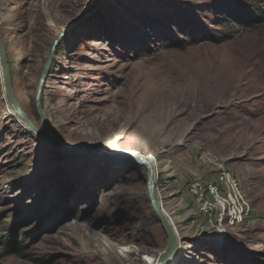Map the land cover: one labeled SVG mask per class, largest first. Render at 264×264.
Returning <instances> with one entry per match:
<instances>
[{"label":"rangeland","instance_id":"1","mask_svg":"<svg viewBox=\"0 0 264 264\" xmlns=\"http://www.w3.org/2000/svg\"><path fill=\"white\" fill-rule=\"evenodd\" d=\"M96 1L0 0L16 96L42 127L47 68L40 106L56 138L16 115L0 67V264H119L115 243L121 264L157 260L167 237L124 151L159 164L155 190L181 239L172 264H264V28L226 22L256 1L104 0L59 37ZM204 151L251 203L224 237L189 215L188 182L213 175Z\"/></svg>","mask_w":264,"mask_h":264},{"label":"built area","instance_id":"2","mask_svg":"<svg viewBox=\"0 0 264 264\" xmlns=\"http://www.w3.org/2000/svg\"><path fill=\"white\" fill-rule=\"evenodd\" d=\"M202 164L211 168V178L196 176L186 188L191 200V212L200 216L197 226L203 230H213L214 236H227L232 229L247 225L251 214V203L237 176L225 166V163L209 151L200 154ZM172 194L177 206L183 205L182 191ZM167 218L169 214L161 205ZM196 220H194L195 223Z\"/></svg>","mask_w":264,"mask_h":264},{"label":"water","instance_id":"3","mask_svg":"<svg viewBox=\"0 0 264 264\" xmlns=\"http://www.w3.org/2000/svg\"><path fill=\"white\" fill-rule=\"evenodd\" d=\"M104 0H97L93 7L86 12L85 15L79 17L76 20H73L69 22L61 34H59V37L62 36L66 31L71 29L72 27L76 26L80 23L81 20H83L84 17L92 15L96 10H98L101 5L103 4ZM59 37L55 40V44L57 43ZM0 64H1V70L3 73V80L5 84V90H6V98L7 102L11 105L14 112L21 117L24 122L28 125L30 130L38 133L43 137V139L48 144H53L56 142V138L50 133L47 127V118L45 117L41 106H40V93L42 89V85L45 80V75L47 72V68L43 70V73L41 75L38 90H37V107L38 111L42 117V127H38L28 116V114L25 112L23 107L21 106L18 97L16 96V93L13 88L12 83V76H11V69L9 65V59L7 54V47L4 42L3 36L0 32ZM121 158L129 163H133L134 165H137L142 172L143 177V186L144 191L147 197V201L149 203L150 209L152 210L157 222L160 224L162 230L164 231L166 237H167V245L166 248L161 252L157 259V264H172L173 259L178 255L180 250V242L181 239L178 237L177 232L175 231L174 227L171 225L170 221L164 214L162 207L160 205V202L158 200V196L155 190V184H154V175L151 174L149 166L147 163H145L140 155L137 154H121Z\"/></svg>","mask_w":264,"mask_h":264},{"label":"trees","instance_id":"4","mask_svg":"<svg viewBox=\"0 0 264 264\" xmlns=\"http://www.w3.org/2000/svg\"><path fill=\"white\" fill-rule=\"evenodd\" d=\"M250 8L238 7L227 15L226 22L236 23L246 28H264V0H255ZM207 38L199 36L197 40L205 41ZM227 39V38H224Z\"/></svg>","mask_w":264,"mask_h":264},{"label":"bare ground","instance_id":"5","mask_svg":"<svg viewBox=\"0 0 264 264\" xmlns=\"http://www.w3.org/2000/svg\"><path fill=\"white\" fill-rule=\"evenodd\" d=\"M0 67H1V64H0ZM2 68V67H1ZM2 73V72H1ZM17 115V114H16ZM18 116V115H17ZM19 117V116H18ZM20 119H22L21 117H19ZM23 120V119H22ZM34 132V131H33ZM119 154H127L126 153V151H124V152H118ZM141 156V158H142V160L145 162V163H147L148 164V166H149V169H150V172H151V174L152 175H154V171L155 170H157V168L159 167L158 165V163L152 158V157H150V155H147V154H143V155H140ZM158 166V167H157ZM93 235H94V237L96 238V240H97V238L98 237H100V239H101V237H102V235L99 233V232H97V231H94L93 232ZM92 235V236H93ZM89 242L91 243V240H89ZM120 245V244H119ZM119 247L120 246H118V244H116L115 243V246L112 248V249H110V253H111V255L113 256V258H114V260L117 262V263H119V264H121V261L123 260L122 259V256L119 254V252H118V250H119ZM180 251V250H179ZM177 258V256L173 259V261H172V263L175 261V259ZM147 263L148 264H157V260H154L153 258H151V257H149L147 260Z\"/></svg>","mask_w":264,"mask_h":264}]
</instances>
